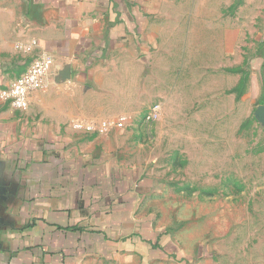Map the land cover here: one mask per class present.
<instances>
[{
  "label": "crops",
  "instance_id": "obj_1",
  "mask_svg": "<svg viewBox=\"0 0 264 264\" xmlns=\"http://www.w3.org/2000/svg\"><path fill=\"white\" fill-rule=\"evenodd\" d=\"M170 3L0 0V88L41 53L53 57L48 86L33 92L28 109L0 100V264L153 258L141 211L142 174L121 161L106 134L81 133L71 123L108 119L92 117L89 84L102 82L105 68L140 65L145 54L152 56L166 35ZM222 35L226 47L238 46V26ZM32 41L37 44L26 49ZM258 42L256 65L263 67L264 28Z\"/></svg>",
  "mask_w": 264,
  "mask_h": 264
},
{
  "label": "rangeland",
  "instance_id": "obj_2",
  "mask_svg": "<svg viewBox=\"0 0 264 264\" xmlns=\"http://www.w3.org/2000/svg\"><path fill=\"white\" fill-rule=\"evenodd\" d=\"M170 1L152 56L89 84L92 117L129 120L104 136L146 189L153 258L137 264H264V0Z\"/></svg>",
  "mask_w": 264,
  "mask_h": 264
},
{
  "label": "built area",
  "instance_id": "obj_3",
  "mask_svg": "<svg viewBox=\"0 0 264 264\" xmlns=\"http://www.w3.org/2000/svg\"><path fill=\"white\" fill-rule=\"evenodd\" d=\"M37 44L32 41L22 48L30 49ZM53 57L44 52L38 55L29 68L10 85L0 88V100L11 103L18 110H26L30 106L33 92L45 89L48 86V77L51 72ZM162 106L160 103L153 104L145 115L146 121H155L160 118ZM129 120L127 116L104 119L102 121L76 119L71 125L78 132L86 134H108L115 129L126 127Z\"/></svg>",
  "mask_w": 264,
  "mask_h": 264
},
{
  "label": "water",
  "instance_id": "obj_4",
  "mask_svg": "<svg viewBox=\"0 0 264 264\" xmlns=\"http://www.w3.org/2000/svg\"><path fill=\"white\" fill-rule=\"evenodd\" d=\"M264 114V106H261L258 110H257V115L259 117H262V115Z\"/></svg>",
  "mask_w": 264,
  "mask_h": 264
},
{
  "label": "trees",
  "instance_id": "obj_5",
  "mask_svg": "<svg viewBox=\"0 0 264 264\" xmlns=\"http://www.w3.org/2000/svg\"><path fill=\"white\" fill-rule=\"evenodd\" d=\"M245 83H246L245 79H242V81L240 83L241 88L244 87Z\"/></svg>",
  "mask_w": 264,
  "mask_h": 264
}]
</instances>
